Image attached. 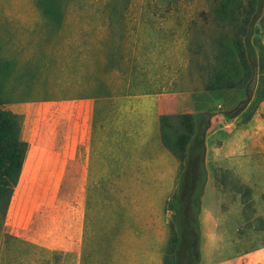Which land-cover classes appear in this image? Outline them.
<instances>
[{"label": "rangeland", "instance_id": "obj_1", "mask_svg": "<svg viewBox=\"0 0 264 264\" xmlns=\"http://www.w3.org/2000/svg\"><path fill=\"white\" fill-rule=\"evenodd\" d=\"M224 1L56 0L45 14L37 0H0V108L11 111L20 125L19 106L72 96L91 99L98 93L115 96L109 101L117 106L110 127L113 117L120 125L110 131L114 137L98 145L88 185L90 210L99 204L100 232L94 257L85 252L79 264H166L172 256L198 253L200 264L203 252L216 245L209 239L221 235L235 240L237 251L264 248V29L255 18L246 40L253 66L247 87L207 90L221 67L222 43L233 46V22L219 13ZM249 1L230 0L237 5L238 22ZM234 59L241 62L237 52ZM243 73L240 69L232 79L237 82ZM123 76L130 78V90L119 85ZM160 77H173L174 84L162 88ZM142 94L151 106L145 124L135 114L129 121V113L118 109L120 102L128 105L130 96ZM161 110L168 115L144 132ZM200 110L222 122L211 130V121L204 129L195 125L182 158L173 146L180 115ZM198 131L204 137L197 139L195 171L201 175L202 161L207 172L200 185L201 179L192 184L188 170ZM193 198L199 209L191 208ZM7 211L0 201V264H33L26 248L18 250L5 232ZM178 221L191 235L182 236ZM189 237L192 245L196 241L192 247Z\"/></svg>", "mask_w": 264, "mask_h": 264}, {"label": "crops", "instance_id": "obj_2", "mask_svg": "<svg viewBox=\"0 0 264 264\" xmlns=\"http://www.w3.org/2000/svg\"><path fill=\"white\" fill-rule=\"evenodd\" d=\"M129 72L131 74V70ZM156 81L162 88L174 84L173 77H160ZM119 85L130 90V78L126 80L123 76ZM99 86L100 83H93L94 88ZM123 94L119 97H125ZM142 95L144 98L130 96L135 101L127 96L130 100L128 105H123L126 103L124 100L118 109L129 113V121L135 114L145 124L151 106L148 107L145 97L148 95ZM166 95L168 93L160 95V99ZM114 98L102 93L91 96V99L82 96L54 98L23 109L19 106L15 111L20 115L21 133L28 143V150L8 206L5 232L19 245L18 250L26 248L27 257L34 259L33 264H53L52 259L55 264H79L78 260L85 252L88 255V251V256L94 257L101 213L98 202L93 208L96 212L90 210L88 185L98 145L104 139L114 137L110 131L120 125L113 117L114 128L110 127V114L117 111L116 102L109 105ZM163 111L157 114L151 128L145 125L144 132L146 127L148 130L158 127L159 116L168 115ZM201 113H206V110L191 114ZM210 121L212 125L208 130L214 123L222 122L218 116L210 118ZM128 123L121 126L127 129ZM148 219H144L146 230ZM154 225L156 228L157 223ZM102 226L107 228L109 224L102 222ZM143 232L141 230L139 235ZM127 238L125 236V241ZM209 240L216 245L207 249L205 254L203 252L200 264H264V248L237 251L232 249L235 240H230L227 235L213 236ZM218 243L220 245L216 248Z\"/></svg>", "mask_w": 264, "mask_h": 264}, {"label": "trees", "instance_id": "obj_3", "mask_svg": "<svg viewBox=\"0 0 264 264\" xmlns=\"http://www.w3.org/2000/svg\"><path fill=\"white\" fill-rule=\"evenodd\" d=\"M37 1L38 4L44 9L45 14H48L51 11L50 8H52V6V9L54 10L55 5L53 4L56 2V0H47L48 5L43 3L42 0ZM248 5L249 6L245 8L246 15L241 22H238L237 14L235 13L237 5H234L233 2H230V0L224 1L221 8L219 9V13L222 16H226V18L233 22L231 29V39L233 40V46L222 43V54L220 56L221 67L214 71V80L206 86L207 90L230 89L234 87L246 88L249 80L251 79L253 72V66L251 63L252 54L250 53L249 47H247V42H249L248 40L252 34V27L254 25L253 21L255 18L260 19L261 26L264 29V0H250ZM251 13H254V16L251 17ZM236 52L239 55L241 61L240 63H237L234 59V54ZM260 53L261 67H264V43L260 44ZM240 65L241 68L239 67ZM240 69H243L244 73L238 79V81L235 82L232 79V76H234V74H239ZM262 80H264V77L261 79V81ZM203 115L204 117H202ZM199 120L189 113L180 115L178 127L181 131L178 132L177 129H175L177 135L173 146H175V152L179 151V154L182 158L184 157L183 154L188 142H190L193 138L192 135L195 132V125L199 129H204L210 124V115L204 113L200 116ZM197 121L200 123H197ZM165 125L168 127L170 122L168 123V120L165 121ZM170 126L169 127L171 130H173V126ZM201 136L204 137V131H198L196 133L195 139H193V142L191 143V148H193V146L194 148L196 147L193 157L188 155V170L190 172V177H192L190 179H192V184L195 182L197 183V180L201 179L199 185L204 183L207 177V172L202 161L200 163L202 169H200L201 175L197 174L195 171V166L198 162L196 157L200 155L195 154L198 153V150H200L197 139H200L202 142L203 138ZM27 150L28 143L22 138L20 122H18L16 116L11 111L0 108V201H3L5 211L8 209L15 187L18 184ZM190 204L191 208H200V204L194 198L191 200ZM178 225L180 233H183L182 236L186 235L187 237L188 233L186 231H189V229L185 228L181 221H178ZM189 239L190 242L188 241V247L194 246L196 241H194L192 245L191 237H189ZM173 240L175 243L176 241L178 243L181 242V235L180 238L175 237ZM198 256L199 253L195 256L193 254H182L181 256L176 255L168 258L166 264H181V262L183 264H197Z\"/></svg>", "mask_w": 264, "mask_h": 264}]
</instances>
